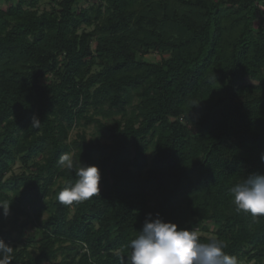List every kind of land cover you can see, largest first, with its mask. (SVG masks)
I'll list each match as a JSON object with an SVG mask.
<instances>
[{"label":"trees","instance_id":"1","mask_svg":"<svg viewBox=\"0 0 264 264\" xmlns=\"http://www.w3.org/2000/svg\"><path fill=\"white\" fill-rule=\"evenodd\" d=\"M10 1L0 239L11 264H121L149 213L264 264V216L237 212L230 191L264 174V0ZM64 154L98 167L97 196L58 201L77 179ZM16 161L22 172L7 176Z\"/></svg>","mask_w":264,"mask_h":264},{"label":"clouds","instance_id":"2","mask_svg":"<svg viewBox=\"0 0 264 264\" xmlns=\"http://www.w3.org/2000/svg\"><path fill=\"white\" fill-rule=\"evenodd\" d=\"M40 124L32 118V126ZM264 162V155L261 156ZM58 164L69 173H75V183L66 185L58 193V201L72 205L99 194L100 171L95 165H83L70 154L62 155ZM232 203L237 212L252 217L264 216V174H249L231 188ZM7 214L8 207L0 205ZM129 257H120L121 264H239L236 256L228 255L227 245L212 239L200 240L196 230L178 229L172 222H164L159 214L152 218L149 213L135 238L131 239ZM13 248L0 239V264H11Z\"/></svg>","mask_w":264,"mask_h":264},{"label":"rangeland","instance_id":"3","mask_svg":"<svg viewBox=\"0 0 264 264\" xmlns=\"http://www.w3.org/2000/svg\"><path fill=\"white\" fill-rule=\"evenodd\" d=\"M14 1L15 0H11L10 2H14ZM89 1L90 2H93L94 0H89ZM86 3H88V0H80L79 5L80 4L83 5V4H86ZM6 4H7L6 0H0V7H4V6H6ZM36 8L38 9V11L49 10L51 8V2L49 0H39L37 2V4H36ZM262 19H264V14H261V16L259 17V19L255 20V25H258L259 24V21H261ZM166 56H167V54L164 53L163 54V57H166ZM145 57L148 58L151 62H154V61L159 60L161 58V55L158 54V53H156V52H150V53L145 54ZM95 132H96V130L93 127V125H90V126L86 127V133H87L88 137H90V136H96L97 134ZM22 170H23V167L21 166V164L19 162L16 161V162L12 163L11 170L6 175L7 176H10L11 174H18V173H21ZM45 217H46V213H44L42 215V218H45ZM197 232L199 234L210 235L208 233H201L198 230H197ZM30 233L33 234V231H31ZM35 236H36L35 239H37V235H35ZM61 258H62L61 257V254H58L57 259L55 261H58V260L60 261ZM239 264H252V263L243 260V261H240Z\"/></svg>","mask_w":264,"mask_h":264}]
</instances>
